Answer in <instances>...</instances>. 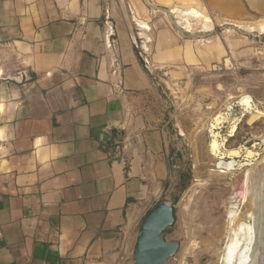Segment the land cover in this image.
I'll use <instances>...</instances> for the list:
<instances>
[{
	"label": "crops",
	"instance_id": "1",
	"mask_svg": "<svg viewBox=\"0 0 264 264\" xmlns=\"http://www.w3.org/2000/svg\"><path fill=\"white\" fill-rule=\"evenodd\" d=\"M149 1L174 18L195 9L214 26L264 23V0ZM145 8L0 0V264H132L131 241L176 182L168 166L180 154L170 120L152 112L158 89L130 31V14L147 22ZM166 16L147 23L152 44L138 26L149 63L176 64L181 52L201 62V44L181 39ZM222 38L204 44L203 64L224 54ZM226 44L240 60L264 61L258 42Z\"/></svg>",
	"mask_w": 264,
	"mask_h": 264
},
{
	"label": "rangeland",
	"instance_id": "2",
	"mask_svg": "<svg viewBox=\"0 0 264 264\" xmlns=\"http://www.w3.org/2000/svg\"><path fill=\"white\" fill-rule=\"evenodd\" d=\"M145 10L147 22L136 19L135 23L130 14L132 38L141 51L145 39L140 37L138 26L150 34V18L155 14L166 16L153 12L148 5ZM176 15V26L186 33L206 35L184 37L166 16L181 39L201 44L195 50L201 62L187 64L190 61L181 52L176 64L155 68L149 63L150 54L142 51L151 69L146 70L158 89L152 112L170 120L166 131L177 136L174 145L180 150L168 166L176 182L164 184L161 194V198L174 201L176 210L175 222L165 230L164 237L180 244L166 264H226L232 211L241 217L240 225L250 224L260 231L253 264H264V61L256 57L240 60L226 44L238 37L264 45V23L259 27L248 22L214 26L195 9ZM217 36L225 38L226 51L213 63L203 64L201 50ZM147 40L152 44L151 34ZM144 219L131 241L132 264Z\"/></svg>",
	"mask_w": 264,
	"mask_h": 264
},
{
	"label": "water",
	"instance_id": "3",
	"mask_svg": "<svg viewBox=\"0 0 264 264\" xmlns=\"http://www.w3.org/2000/svg\"><path fill=\"white\" fill-rule=\"evenodd\" d=\"M152 11L164 12L170 18L172 24L177 23L174 14L165 8L153 5L149 0H144ZM178 25V24H177ZM177 30L187 38L205 37V34L190 35L186 30L176 26ZM136 52L147 70H151L148 61L144 58L137 41L133 38ZM175 222L174 201L167 197H162L151 213L140 227L139 237L135 244L134 264H166L174 257L180 244L176 241H168L164 237L165 230Z\"/></svg>",
	"mask_w": 264,
	"mask_h": 264
},
{
	"label": "bare ground",
	"instance_id": "4",
	"mask_svg": "<svg viewBox=\"0 0 264 264\" xmlns=\"http://www.w3.org/2000/svg\"><path fill=\"white\" fill-rule=\"evenodd\" d=\"M195 13V12H194ZM234 127L232 132L235 131ZM217 145L214 142L213 146ZM230 166V165H229ZM229 241L226 246L224 261L226 264H253L254 248L260 238V231L250 224L241 223V217L235 212L229 213ZM258 248V247H257Z\"/></svg>",
	"mask_w": 264,
	"mask_h": 264
},
{
	"label": "trees",
	"instance_id": "5",
	"mask_svg": "<svg viewBox=\"0 0 264 264\" xmlns=\"http://www.w3.org/2000/svg\"><path fill=\"white\" fill-rule=\"evenodd\" d=\"M160 201V200H159ZM159 201H158V203H159ZM154 208V206L148 211V213L146 214V216H145V219L148 217V215L151 213V211H152V209ZM175 208H174V214H175ZM175 217H176V214H175ZM145 219H144V221H145ZM143 221V222H144ZM171 229V228H170Z\"/></svg>",
	"mask_w": 264,
	"mask_h": 264
}]
</instances>
